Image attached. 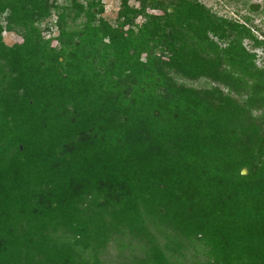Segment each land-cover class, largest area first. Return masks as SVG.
Returning <instances> with one entry per match:
<instances>
[{"label": "trees", "instance_id": "trees-1", "mask_svg": "<svg viewBox=\"0 0 264 264\" xmlns=\"http://www.w3.org/2000/svg\"><path fill=\"white\" fill-rule=\"evenodd\" d=\"M62 1L0 0V264H108L116 237L148 243L120 264H182L162 228L200 241L208 264H264V42L250 19L119 0L111 24L102 0Z\"/></svg>", "mask_w": 264, "mask_h": 264}, {"label": "rangeland", "instance_id": "rangeland-1", "mask_svg": "<svg viewBox=\"0 0 264 264\" xmlns=\"http://www.w3.org/2000/svg\"><path fill=\"white\" fill-rule=\"evenodd\" d=\"M204 4L212 13L217 16L224 17L227 19L236 20L239 22L243 21V17H248L250 19L249 26L252 28L255 36L264 42V0H245L244 3L237 2L235 0H198ZM62 0H58V3H62ZM104 4L103 17L109 23L115 24L117 17V11L119 8V0H102ZM132 5L137 6L135 2H131ZM251 4H259L261 6L259 12H252L249 8ZM155 14H160V12H154ZM3 21V19H1ZM142 22L141 18H138L136 23L140 24ZM56 15H53L48 20L44 21L41 25L43 29V35L48 37H54L57 34V29L55 26ZM3 41L5 44L11 46L14 43L21 42V38L15 33L4 32ZM53 46H56L55 41L52 42ZM246 47L251 50L250 43L245 41ZM257 55V66L262 67L264 65V53L262 49L253 50ZM174 80L178 84H182L188 87H192L198 90L208 89L211 86H216L212 82L206 79H199L196 81L185 80L181 77L173 75ZM152 235L156 238L157 243L163 246V250L169 253H174V261L181 262L182 264H208L206 262V257L204 255L203 244L198 240H184L178 238L177 234L171 229L162 228L161 231H151ZM176 240L181 244V249L173 248L171 244L172 240ZM122 242V238L116 237V241H112L107 249V253L104 257L108 264H120V255H128V252L133 249L135 253L141 254L143 250H146L148 243L145 241H140L137 239H130L128 242L125 240V247H121L119 242ZM169 244L172 248L166 249L164 246ZM173 249V251H171Z\"/></svg>", "mask_w": 264, "mask_h": 264}, {"label": "water", "instance_id": "water-1", "mask_svg": "<svg viewBox=\"0 0 264 264\" xmlns=\"http://www.w3.org/2000/svg\"><path fill=\"white\" fill-rule=\"evenodd\" d=\"M243 173H245V171H243Z\"/></svg>", "mask_w": 264, "mask_h": 264}]
</instances>
